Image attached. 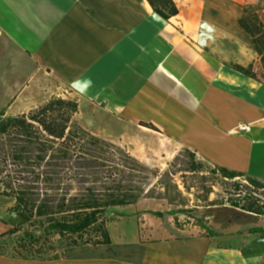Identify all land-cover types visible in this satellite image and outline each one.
Returning a JSON list of instances; mask_svg holds the SVG:
<instances>
[{
  "label": "crops",
  "instance_id": "crops-1",
  "mask_svg": "<svg viewBox=\"0 0 264 264\" xmlns=\"http://www.w3.org/2000/svg\"><path fill=\"white\" fill-rule=\"evenodd\" d=\"M172 2L178 15L165 20L148 0H0V112L37 108L55 83L80 110L98 103L123 131L138 133L144 143L131 154L142 163L158 139L264 182V84L235 68L258 62L239 21L264 0ZM163 204L114 209L110 245L59 261L0 255V264H264V239L250 232L264 228L262 218L217 205L206 208V229L183 227Z\"/></svg>",
  "mask_w": 264,
  "mask_h": 264
},
{
  "label": "trees",
  "instance_id": "trees-1",
  "mask_svg": "<svg viewBox=\"0 0 264 264\" xmlns=\"http://www.w3.org/2000/svg\"><path fill=\"white\" fill-rule=\"evenodd\" d=\"M148 2L162 19L178 15L172 0ZM262 9L264 6H247L239 21L252 39L258 62L235 68L264 84ZM79 111L76 100L53 97L22 114L5 116L0 112V197L12 203L8 220H1L8 230L0 234V241L14 245L11 254L0 250V255L24 261L36 257L40 262L59 261L68 256L58 253L54 240L72 250L110 245L108 212L136 205L141 199L165 200L180 207L170 211L173 215L189 213L186 198L170 178L173 173L160 174L122 146L85 130L77 119ZM185 152L191 157V173L206 171L203 164L195 162L194 153ZM207 171L222 188L218 205L264 219V182L220 166ZM212 190L214 187L206 190L205 200ZM207 216L196 221L199 228L206 229ZM177 222L175 218L179 226ZM250 232L264 239V228Z\"/></svg>",
  "mask_w": 264,
  "mask_h": 264
},
{
  "label": "rangeland",
  "instance_id": "rangeland-1",
  "mask_svg": "<svg viewBox=\"0 0 264 264\" xmlns=\"http://www.w3.org/2000/svg\"><path fill=\"white\" fill-rule=\"evenodd\" d=\"M261 16L264 19V9L260 10ZM258 60V57H257ZM25 74L18 75V80L24 77ZM49 89H46L44 92L47 93L45 95V99L50 100L53 97H60L65 99V97L69 98V93L71 92L68 88L62 87L60 85H56L55 83L48 84ZM1 97V96H0ZM3 100V99H2ZM68 100V99H66ZM76 100V99H74ZM1 101V100H0ZM40 101H43L40 100ZM45 103V102H44ZM79 103V102H78ZM81 104V103H80ZM102 106L95 102H89L84 103L83 106H81V110L79 111V114L77 115V119L79 120L82 127L94 135H97L101 137L102 139H107L108 141L116 144V145H122L123 148L128 150L130 153L132 152V149L134 146L138 147L140 143L143 142L141 139V136L138 135L136 132H128L123 131V128L119 125V123H116L114 118H112L110 115H107L102 111ZM149 141V140H148ZM150 147L152 153H156L155 156H153L152 161L148 163H143L144 165L148 166L150 169H158L160 171V174L164 173H173V176H170V178L173 180V182L177 183L179 190L182 192V196L187 204V207H185L186 211L188 210L189 213H177L173 215L170 211L166 212L167 215L171 214L173 215L177 221L180 220L182 217H185V215H192L196 217V221L202 219L205 212H208L206 210L207 207L211 206V204H220L221 201V192L222 188L220 185L216 182V179L212 177L211 174L208 173L207 170L212 168V166L209 163H206L204 160L199 159L195 156V162L197 164H203L204 170L200 173H191L189 171L190 167V156L187 155L185 151H187L185 148H180L178 146H175L173 144H164L162 141L153 140L151 139ZM144 143V142H143ZM142 146H139V151L143 150L145 146L141 144ZM132 155V154H131ZM136 158V157H135ZM155 181V179H153ZM215 185V186H213ZM205 186L209 190L210 187H214V190H212V194H210L209 199L205 200L206 198V190L203 188ZM157 190H159L157 188ZM158 200V199H153ZM162 201L164 204L162 206L163 209H168L167 205H170L165 200H159ZM12 203L9 202L6 199H3L0 197V234L7 231L8 227L4 226L1 222V220H8V211L11 207ZM173 209L171 211H177L180 207L173 206ZM114 209H111L108 212V219L107 224L112 223L115 221V215L113 214ZM126 213V212H124ZM264 220V219H263ZM178 223V222H177ZM179 224V223H178ZM181 224V223H180ZM189 224V222H188ZM191 225V224H190ZM113 223L111 224V229L114 230ZM178 226V225H177ZM193 226H197V222H194ZM134 222L131 221L128 223V231L129 233L133 234L134 229ZM115 235L117 236L115 230ZM14 246L12 244L5 245L0 241V250L11 254L12 250L10 248ZM54 246L57 248L58 253L67 255L72 252V249H66L64 246L57 240H54ZM52 255V254H50ZM37 257L35 258V260Z\"/></svg>",
  "mask_w": 264,
  "mask_h": 264
},
{
  "label": "built area",
  "instance_id": "built-area-1",
  "mask_svg": "<svg viewBox=\"0 0 264 264\" xmlns=\"http://www.w3.org/2000/svg\"><path fill=\"white\" fill-rule=\"evenodd\" d=\"M240 132H247L249 131V125L246 126H242L239 128ZM189 222V224H188ZM194 222H196V217L192 216V215H185V217H182L179 220V224L181 223V225L183 227H186V225H194Z\"/></svg>",
  "mask_w": 264,
  "mask_h": 264
}]
</instances>
